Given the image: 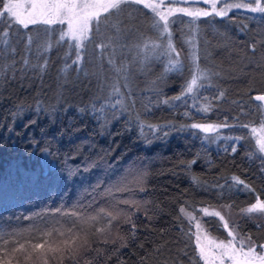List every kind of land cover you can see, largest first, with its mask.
<instances>
[{"label":"trees","instance_id":"trees-1","mask_svg":"<svg viewBox=\"0 0 264 264\" xmlns=\"http://www.w3.org/2000/svg\"><path fill=\"white\" fill-rule=\"evenodd\" d=\"M127 6L130 18L118 17L116 35L93 33L79 72L75 65L66 74L62 71L66 62L71 65L75 59L73 51L66 60L67 45L55 43L62 26L54 25L56 31L51 37L43 31L47 27L44 25L27 30L14 26L9 47L0 56V70L7 69L6 73L0 71V230L6 237L11 234L25 242L31 251L27 241L43 242L41 232L46 226H60L63 222L67 227L74 219L56 213L57 209L95 214L107 208L105 189L110 184L130 168L143 169L147 173L145 191L114 194L117 199H136L139 211L120 205L135 214L128 223L121 216L119 231L113 227L110 234L95 233L103 221L87 227L88 238L100 250L88 253L87 258L93 264H201L195 238L188 234L189 222L180 208L228 204L239 209L257 197L264 199V163L253 155L252 141L240 126L255 125L264 119L260 104L251 100L252 95L264 93V14L233 11L226 17L209 16L195 21L200 63L219 75L213 77V87L202 89L197 101L189 98L186 106L183 102L172 105L163 101L180 94L189 78L188 71L165 73L166 57L150 59L143 72L138 63H132L140 52L136 45L153 35L149 27L152 14L140 5ZM172 19L187 22L172 28L173 42L183 59L188 51L184 40L191 35V18L177 14ZM49 39L51 51L38 56V49ZM100 43L109 46L101 49L97 47ZM109 57H114L117 65L130 64L136 107L102 130L91 113H81L80 109L107 95L105 82L115 81ZM25 59L29 61L27 67ZM45 59L48 66L44 71L35 67L43 65ZM221 91L224 96L215 98ZM209 103L208 113L196 110ZM231 103L249 105L246 113L253 111L255 121L217 111ZM137 112L147 123L162 126L155 134L145 129L151 143L139 134ZM193 122L229 126L206 138L205 133L188 126ZM231 130H238L233 137L241 134L250 141L210 142L211 136ZM233 146L235 153L231 151ZM69 170L74 177L64 175ZM233 176L253 191L236 184ZM193 177H198L200 183H194ZM98 181L102 182L99 187ZM89 203L91 207H87ZM210 222L211 231H222L219 225L212 226H217L215 221ZM237 225L242 235L264 242V224L243 217ZM105 237L107 243L103 242ZM119 237L126 241V247L121 246ZM16 255L20 264H43L42 259H35L39 252L33 253L34 261H25L20 253ZM49 264H59V259H49ZM80 264H86V260Z\"/></svg>","mask_w":264,"mask_h":264},{"label":"snow or ice","instance_id":"snow-or-ice-1","mask_svg":"<svg viewBox=\"0 0 264 264\" xmlns=\"http://www.w3.org/2000/svg\"><path fill=\"white\" fill-rule=\"evenodd\" d=\"M140 5L147 9L151 14L149 27L153 33L152 36L146 37L142 44L136 45L140 52L133 57L132 63H138L140 71L145 70L147 61L154 58L159 60L161 57L167 58L165 64V73L168 72H184L188 71L189 78L182 86L180 94L165 99L163 103L175 105V102H183L187 106V100L191 98L197 101L202 93V89L211 88L214 86L213 77L219 73L213 71L207 66H202L200 63L199 49L196 44V36L198 26L195 21L202 17L217 16L226 17L233 9H243L251 13H264V0H0V56L4 55L10 44V37L14 26H19L25 30L30 26L44 25L47 26L43 31L51 37V34L56 31L54 25H60L59 37L55 41L56 45H67L69 52L67 57L75 53V59L71 65L65 63L62 71L66 74L68 68L75 65L76 71H82L80 67L84 52L88 43L93 39V33L99 35L102 24H107L112 17L119 16L124 11L125 5ZM207 4L204 8L201 5ZM177 14L191 18V35L187 36L184 43L188 46L184 58L181 57V51L173 42V25L187 23L182 20L172 19ZM39 31V30H38ZM31 44V37H29ZM51 39L41 45L38 49V56L42 52H49L52 49ZM109 45L100 43L97 47L101 49L107 48ZM253 50L254 47H253ZM13 52L15 49L12 50ZM140 53H143L141 55ZM149 53L154 55H149ZM185 60L187 64H185ZM25 67L28 66V59L24 60ZM108 64L115 73V81L112 83L105 82L108 88L107 95H102L90 101L80 109L81 113L89 112L97 121L103 130L112 121L119 120L124 113L131 114V110L136 107L133 93L131 91V67L129 63L117 65L114 57H109ZM48 66L45 59L43 65H35L44 71ZM6 73L7 69H2ZM123 81V83H121ZM156 82L153 81V84ZM126 90V91H125ZM101 91H104L102 86ZM224 93L221 91L220 98ZM132 99V103L127 101ZM205 100L208 97H204ZM255 100L264 102V95H256ZM39 107V104H38ZM147 108V106H145ZM150 111V108H147ZM198 112L208 113L211 111V104L201 106L196 109ZM189 115V113H185ZM135 123L139 128V134L145 141L151 143L148 133L145 129L150 130L152 134L157 133L162 129V126L147 123L141 118L139 112L135 115ZM192 129H198L206 134L218 133L221 127H228L227 124H212V123H191L188 125ZM250 129L255 139L256 151L264 154V120L261 121L260 127L256 128L251 125H240ZM131 130V128H129ZM168 133L165 131L164 135ZM227 139L241 140L242 136L226 137ZM220 139L219 135L211 136L210 142ZM236 147H232L231 151L236 152ZM50 155L51 153L48 152ZM255 155V153H253ZM195 163V161H192ZM264 171V169H262ZM67 178L75 176L71 170L64 173ZM146 171L143 169L130 168L120 176L119 180L110 184L105 189V196L108 197L107 208H100L95 214H85L79 211L64 212L63 209H57L56 213L68 216L71 219L67 227L46 226V230L41 232L43 242L27 241L30 246L26 247L25 242H20L14 235L5 236L3 230H0V264H20V257L16 254L23 255L25 261H34L33 253L39 252V256L35 259H42L43 264H49V259H59V264H64L65 261L70 264H80L82 259L86 260V264H93L91 259L87 258V254L100 250L94 248L92 241L88 238L86 228L93 227L96 223L103 221L102 227H96L95 233H111L113 227L119 231V223L121 216H124L125 223L131 222L134 212H126L120 205H126L129 209L139 211L140 202L136 199H117L115 193H135L145 191ZM233 181L236 184H243L248 191L253 189L243 180L233 176ZM194 183H200L198 177H193ZM102 182H97V187ZM103 183H107L106 181ZM223 187V186H221ZM95 199V197H93ZM91 203L87 207H91ZM225 212L232 211L231 205L221 206ZM191 206L185 205L180 208V213L189 222V235L195 238V249L199 259L203 264H264V243H257L250 235H242L238 230V225L230 223L224 212L215 208L201 207L200 209L189 210ZM204 216L216 217L223 226L226 237L212 235L209 228H205L206 223L199 213ZM239 213L247 216L250 219H259L264 217V199L257 197L256 201L251 205L241 208ZM259 226V225H258ZM195 231H192V229ZM133 229L135 225L133 224ZM59 237V239H48L50 237ZM39 239V238H38ZM121 246L126 247L127 243L123 237H119ZM108 242L107 237L103 240ZM115 243V241H113ZM47 245V247H46ZM43 250V251H41ZM118 251V249H117Z\"/></svg>","mask_w":264,"mask_h":264},{"label":"rangeland","instance_id":"rangeland-1","mask_svg":"<svg viewBox=\"0 0 264 264\" xmlns=\"http://www.w3.org/2000/svg\"><path fill=\"white\" fill-rule=\"evenodd\" d=\"M236 2H243V0H236ZM202 7H204V8H207L208 7V5L207 4H204V5H201ZM129 11V7L126 5V6H124V11L123 12H121L120 14H119V16H115V17H112L111 18V20L107 23V24H102L101 25V29H100V33H112L113 35H116L118 32H117V22H116V20H118V17H123L124 16V18H126V19H129L130 18V14L131 13H129L128 12ZM233 11H241V12H245V13H249V14H253V15H255V14H262V13H259V12H257V13H251V12H247L246 10H243V9H233V10H231L230 12H233ZM229 12V13H230ZM264 14V13H263ZM187 17V16H186ZM216 17V16H215ZM209 22V21H208ZM207 25V28L208 27H210L211 28V26H209L208 24H206ZM210 28H208V30H210ZM229 104V103H228ZM227 105V104H226ZM249 105H247L246 103H242V104H240V105H238V104H236V106H235V104L234 103H231L230 105H228V106H225V107H221L220 109H218L217 111L219 112V113H221L222 115H226V114H228V113H230V114H232V115H236V117L237 118H239V119H244V120H246L247 122H254L255 121V114L254 113H250V112H247L246 113V110H245V108L246 107H248ZM264 120V119H263ZM261 123V122H260ZM260 123H258V124H255V125H251V126H253V127H256V128H259L260 127ZM222 129V127L219 129V131ZM244 130H245V134H248V137H249V139L252 141V144H253V151H254V153L261 159V161L264 163V154H260V153H258L257 151H256V145H255V139L253 138V134L251 133V131H250V129L249 128H247V127H244ZM232 131V130H231ZM231 131H227V132H224V133H222V134H219V137H220V139H216V140H214V143L215 142H218V141H223V142H229V141H231L232 139H227L226 137H233V134L234 133H237V131H235V130H233L232 132ZM237 136H241V134H237ZM245 139H246V141H248L249 139L248 138H246V136L244 137V138H242L241 140L242 141H245ZM249 140V141H250ZM256 201V200H255ZM254 201V202H255ZM254 202H252V203H254ZM251 203V204H252ZM251 204H248V205H245V206H243V207H241V208H244V207H247V206H249V205H251ZM223 205H228V204H218V205H207V206H199V207H197L196 209L198 210V209H200L201 207H208V208H215V209H217V210H221L222 212H224V214L226 215V217L229 219V221H230V223H233V224H236L237 225V223L239 222V220L241 219V218H243V217H247V216H243V215H241L240 213H239V210L241 209V208H239V209H234V208H232V211L230 212V213H228V212H225L224 210H223V208L221 207V206H223ZM199 217H202L203 218V220L204 221H215L216 223H217V226H215L213 223H212V226L213 227H221V229H222V231H220V232H218V231H216L215 229L214 230H212V235H214V236H217V235H219V236H221V238L222 237H226L227 236V232H225L224 231V229H223V226H222V224L220 223V221L216 218V217H209V216H204L203 215V213L202 212H200L199 213ZM248 218V217H247ZM250 219V218H249ZM252 221H254V222H256V223H262V224H264V217H261V218H259V219H251ZM211 223H209V224H205L204 225V227L205 228H209V226H211L210 225ZM219 225V226H218ZM210 229V228H209ZM194 231H195V229H194ZM222 234L224 235V236H222ZM258 244L259 243H264V242H262V241H256ZM201 264H203V262L201 261Z\"/></svg>","mask_w":264,"mask_h":264},{"label":"water","instance_id":"water-1","mask_svg":"<svg viewBox=\"0 0 264 264\" xmlns=\"http://www.w3.org/2000/svg\"><path fill=\"white\" fill-rule=\"evenodd\" d=\"M256 95H264V93L254 94V95L251 96V100H252L253 102L259 103L260 106H261V108L264 110V102H261V101H257V100H255L254 97H255Z\"/></svg>","mask_w":264,"mask_h":264},{"label":"flooded vegetation","instance_id":"flooded-vegetation-1","mask_svg":"<svg viewBox=\"0 0 264 264\" xmlns=\"http://www.w3.org/2000/svg\"><path fill=\"white\" fill-rule=\"evenodd\" d=\"M202 5H204V4H202ZM215 17V16H214ZM217 17V16H216ZM217 18H222V17H217Z\"/></svg>","mask_w":264,"mask_h":264}]
</instances>
